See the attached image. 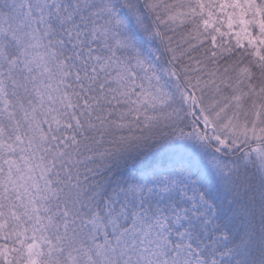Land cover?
<instances>
[{
  "label": "snow or ice",
  "instance_id": "snow-or-ice-1",
  "mask_svg": "<svg viewBox=\"0 0 264 264\" xmlns=\"http://www.w3.org/2000/svg\"><path fill=\"white\" fill-rule=\"evenodd\" d=\"M0 264H264V0H0Z\"/></svg>",
  "mask_w": 264,
  "mask_h": 264
},
{
  "label": "rangeland",
  "instance_id": "rangeland-1",
  "mask_svg": "<svg viewBox=\"0 0 264 264\" xmlns=\"http://www.w3.org/2000/svg\"><path fill=\"white\" fill-rule=\"evenodd\" d=\"M179 31V30H177ZM169 35H172V33H169ZM178 39V36L177 37H174V42Z\"/></svg>",
  "mask_w": 264,
  "mask_h": 264
}]
</instances>
